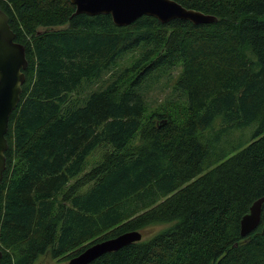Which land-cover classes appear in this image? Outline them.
I'll use <instances>...</instances> for the list:
<instances>
[{"label": "trees", "instance_id": "1", "mask_svg": "<svg viewBox=\"0 0 264 264\" xmlns=\"http://www.w3.org/2000/svg\"><path fill=\"white\" fill-rule=\"evenodd\" d=\"M175 1L217 21L116 26L70 0H0L28 61L0 264L68 261L153 225L89 264H264V204L259 226L239 229L264 195V0Z\"/></svg>", "mask_w": 264, "mask_h": 264}, {"label": "water", "instance_id": "2", "mask_svg": "<svg viewBox=\"0 0 264 264\" xmlns=\"http://www.w3.org/2000/svg\"><path fill=\"white\" fill-rule=\"evenodd\" d=\"M70 2L75 6L73 14L89 16L108 14L116 26H127L141 16H152L161 23H168L174 19L188 20L194 24L217 21L216 16L187 8L175 0H70ZM27 65L25 46L15 40L9 17L0 9V182L6 167L5 151L8 148L6 133L9 118L19 104L25 81L24 69ZM263 204L264 195L254 200L248 212L242 215L239 225L241 236H246L259 226ZM141 239L142 232L139 230L122 232L90 244L71 257L67 264H89L107 252L116 251Z\"/></svg>", "mask_w": 264, "mask_h": 264}, {"label": "rangeland", "instance_id": "3", "mask_svg": "<svg viewBox=\"0 0 264 264\" xmlns=\"http://www.w3.org/2000/svg\"><path fill=\"white\" fill-rule=\"evenodd\" d=\"M157 94L159 96L163 95V93L160 94V92H157ZM153 97L155 96L154 94L152 95ZM238 137V133H229L227 135H225V139L226 141L229 143L231 142H236ZM234 151L232 150L231 153H233ZM164 225H153L148 227L146 230L142 231V234L144 235L143 238L149 237L150 235H152L154 232H156L157 230H159L161 227H163ZM35 264H67V261H59V260H55L52 259L49 255H42L40 256L37 261L35 262Z\"/></svg>", "mask_w": 264, "mask_h": 264}, {"label": "bare ground", "instance_id": "4", "mask_svg": "<svg viewBox=\"0 0 264 264\" xmlns=\"http://www.w3.org/2000/svg\"><path fill=\"white\" fill-rule=\"evenodd\" d=\"M182 5V4H181ZM194 24V23H193Z\"/></svg>", "mask_w": 264, "mask_h": 264}]
</instances>
